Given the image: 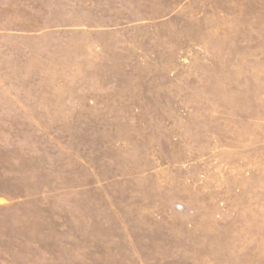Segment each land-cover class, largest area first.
<instances>
[{
  "label": "rangeland",
  "instance_id": "obj_1",
  "mask_svg": "<svg viewBox=\"0 0 264 264\" xmlns=\"http://www.w3.org/2000/svg\"><path fill=\"white\" fill-rule=\"evenodd\" d=\"M0 264H264V0H0Z\"/></svg>",
  "mask_w": 264,
  "mask_h": 264
}]
</instances>
